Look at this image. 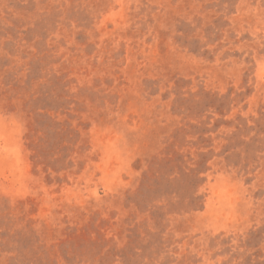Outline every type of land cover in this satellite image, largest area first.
<instances>
[{
	"label": "rangeland",
	"instance_id": "1",
	"mask_svg": "<svg viewBox=\"0 0 264 264\" xmlns=\"http://www.w3.org/2000/svg\"><path fill=\"white\" fill-rule=\"evenodd\" d=\"M0 264H264V0H0Z\"/></svg>",
	"mask_w": 264,
	"mask_h": 264
}]
</instances>
